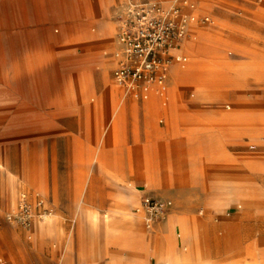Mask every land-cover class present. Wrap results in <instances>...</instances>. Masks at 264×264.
<instances>
[{
	"label": "rangeland",
	"instance_id": "rangeland-1",
	"mask_svg": "<svg viewBox=\"0 0 264 264\" xmlns=\"http://www.w3.org/2000/svg\"><path fill=\"white\" fill-rule=\"evenodd\" d=\"M15 1L17 13L21 9L20 0ZM94 1L96 28L91 29L92 34L101 28V11L97 0ZM129 2L144 1L115 0L114 5L123 7ZM195 3L197 16L210 17L209 22H198L197 25L215 26L209 28L205 40H198L207 42L210 47L201 50L196 42L195 47L191 46V52L195 54L190 55V59L186 56L189 61L193 60L191 63L198 60L206 66L172 68L190 71L187 79L183 71L170 76L164 125L170 128L175 121L179 129L187 128L188 124L182 120L181 114L193 113L189 105L200 95L206 97L209 112L230 111L235 116L234 121L241 122L238 127L249 126L252 137L245 135L243 141L225 144L223 148L229 159L204 161L202 175L206 179L212 176L253 179L249 182L252 190L239 197L209 193L207 204L223 209L216 210L209 218L206 217L208 210L201 205L189 208L188 220L172 209L166 223L171 215H177L189 230L195 229L197 242L189 234L174 231L173 240L170 239L167 247L161 250L157 239H150L156 234L154 230L144 227L142 218L133 209L137 205H129L126 198L134 195L139 204L141 195L149 193L168 198L173 206L181 202L163 192L165 189L174 190V185L165 182V152L160 143H156L154 150L150 151V122L147 137L142 142L138 137L137 114L120 115L121 105L117 97L123 98L125 94L108 77L114 66L109 67L104 81L105 85L111 84L109 92L114 98V113L109 116L94 113L86 117L80 106L83 103L94 104L99 95L82 98L78 94L71 97L69 93L74 92L78 85L73 74L80 67V60L92 48L70 43L68 38L58 41L46 39L47 35L61 36L69 25L82 19L81 3L75 4V12L69 16L55 18L44 13L26 20L18 14L13 15V11L11 13L0 2V264H108L111 261L118 264H154L159 253L167 255L162 259L164 257L163 260L170 264L172 256L183 253H190L192 262L200 260L204 264H212V256H219V261L215 258L213 264H227V261L247 264L258 254L264 259V240H258L260 236L264 239V232L255 228L251 241L244 242L242 222L232 216L233 211L226 216L224 210L232 202L245 209L249 205L255 206L262 190L253 188L261 185L259 181L264 182V170L252 171L245 167L246 162L264 160V142L261 140L264 138V119L260 133L256 129L260 126L257 118L251 120L238 115L258 111L264 113V0H197ZM111 25L112 30H109L114 33L113 21ZM10 31H34L36 37L31 38L26 33L23 38H9L7 33ZM107 44L103 41L96 47L103 52ZM29 53L31 56H28ZM91 65L89 82L93 83L100 76V66H94L93 62ZM242 84L247 97L239 99L234 93L243 91ZM53 97L57 99V108L51 103ZM75 101L80 102L77 108H74ZM130 101L135 103L132 99ZM240 102H244V106H238ZM146 103L154 106L149 116L153 117L155 125H160V101L152 95ZM228 103L230 108L225 109L224 105ZM94 107L97 111L101 110L99 103ZM94 107L90 106V109ZM193 130L211 134L214 128L200 126ZM249 145H254V148L250 149ZM202 152L204 147L197 141L190 154L194 174L195 164ZM179 154L182 161L186 159L183 145L179 147ZM154 158L160 181L156 175L151 173L150 176ZM261 168L264 169V166ZM12 185L16 192L14 197L11 196ZM182 185L185 187L188 184L184 182ZM220 185L227 189L230 183ZM231 185L240 186L244 191L249 189L241 183ZM23 198L35 215L42 212V207L36 205V199L42 198L43 208L47 209L42 219L34 216L29 226L5 217L9 212L16 211ZM263 215L251 216L249 220L251 223L261 220ZM50 217L53 219L51 222ZM127 217L137 219L136 227L148 239L145 247L125 240L130 230L125 223ZM49 222L53 225L52 230L38 233L37 224ZM211 222L220 225L216 230L218 247L216 237L211 239V232L206 228ZM162 229L157 231H165ZM177 240L182 243L179 242L176 247Z\"/></svg>",
	"mask_w": 264,
	"mask_h": 264
},
{
	"label": "crops",
	"instance_id": "crops-1",
	"mask_svg": "<svg viewBox=\"0 0 264 264\" xmlns=\"http://www.w3.org/2000/svg\"><path fill=\"white\" fill-rule=\"evenodd\" d=\"M80 1V2H79ZM120 1V0H117ZM133 1H146V0H133ZM161 1L164 6H167L170 2V0H158ZM193 3L197 0H191ZM0 2L3 3L4 6L8 7L11 10V13L13 11V15L18 14L21 17H24L26 20H32L33 18H37L41 14H47L51 17L55 18H62L64 16H69L75 12V4L81 3L80 5L82 8V16L80 21H76L74 24L69 25L67 28V31L64 32L61 36H51L47 35L46 39L49 41L59 40L61 38H68L70 40V43L73 44H80L82 46H90L91 51L84 54L82 59L80 60L79 64L80 67L76 69V74H73V78L77 79L78 87L81 95L79 97H85L87 95H95L98 94L99 100L95 102L94 104H85L83 103L80 107H82L84 115L87 117V114H105L106 116H109L113 111V104H114V98L111 96L109 99L104 97L103 93H107L111 90V84L105 85L104 83L97 82L95 85L93 92H88L85 90V84H89V70L92 66L91 63H94V66H100V74L106 75L110 66H114L112 70L110 71V75L108 73V77L110 78V81L114 83V85L120 87L122 89V92H124V97L121 98L117 97V100L120 102L119 104L122 105L123 111L122 115H131L133 112H135L139 119V132L138 137L140 141L145 142V138L147 137V132L149 130L148 124L150 122V151L154 150L155 144L160 143V146L163 148L165 152V162H164V170L163 174L166 177V183L170 185H174V190H164L163 192L166 194H170L173 198L177 200H181V202H178L174 206L171 205L166 213L157 221L153 223V225L150 228L144 227L147 230H151L156 233L154 237L150 236V239H157L158 246L163 250V248L167 247L169 240H173L174 234L172 233L171 229H167V215L170 214L173 211L177 215H181L184 218H187L188 216V210L189 208H192V206L201 205L205 207L208 210L207 218H209L216 210H223V209H217L207 204V196L209 193L220 195L224 194L225 196H234V191L221 188V185L219 184H233V183H241L244 185H247L249 189H246L245 191H242L239 193L242 195L245 192H249L252 190L251 185H249V182L251 179L246 180H234L231 178H221V177H210L208 179L204 178L202 175V167L204 165V161H210L214 162L217 160H228L229 155L226 153L223 146L230 142H236V141H243L245 135H251V129L249 126H240L238 127V124L234 121V119H231L234 117V115L230 112L229 115H233V117L230 118H223L224 115H226L225 112H209L207 110L208 104L206 100V97L200 95L192 102V105H189V108L191 111H194L193 113H184L181 114L182 120L186 121L188 124L187 128L179 129L175 121L172 122V126L170 128L166 127L165 124V117L167 115V102L169 100V79L170 76L173 74L174 67H180L185 68L188 63L190 62V55H191V43L192 40L190 39V30L192 24L188 27V34L187 36L182 40L180 46L177 48V50L174 52L176 55H181L186 58L184 62H173L170 66L167 77L165 79L164 88L160 89L156 85H152L151 88L148 91L146 98H134L132 95L128 94L125 89L115 83L112 77L113 69L116 66L117 63V57L120 53L117 51V44L119 43L117 41V30H118V21L116 19L117 13L121 12L123 7L125 6H117L114 5L115 0H97L98 7L101 11V15L99 16L100 22H101V28L100 30H97L92 34L91 29L96 28V22H95V15H96V8H95V1L94 0H64V1H58V0H45L44 2H41V0H20V7L19 12L15 10L16 3L15 0H0ZM44 7V8H43ZM196 13L197 8H196ZM208 16V15H206ZM209 17V16H208ZM210 19V17H209ZM114 22V33L109 30V22ZM198 24V23H196ZM57 32L58 30L55 29ZM26 33L31 38L36 37V32L30 31V32H24V31H10L7 34V37L9 38H23L25 37ZM103 41H107V48L106 51H100L96 46L98 43H101ZM188 44V45H187ZM97 48V49H96ZM121 48V47H120ZM57 52V51H56ZM55 53V52H53ZM58 53V52H57ZM31 53H29L28 56ZM56 54V53H55ZM190 54V55H189ZM189 56V59H187V56ZM38 56V55H37ZM53 58L55 56L53 55ZM107 68V69H106ZM183 71V70H182ZM87 77V78H86ZM237 86V85H236ZM240 86V85H239ZM243 91L241 94H237L236 92L234 95L238 97L239 99H244L247 97L245 85L242 84ZM103 88V89H102ZM84 91V92H83ZM99 92V93H98ZM92 93V94H91ZM68 94V93H67ZM70 95V93H69ZM152 95L155 96V100L157 98V101H160L161 106V114L162 116L159 118L158 122L160 125H155L154 119L152 116H149V112L154 111V106H150L146 102L150 99ZM190 97H193V94H189ZM68 96V95H67ZM72 97V96H71ZM101 98V99H100ZM135 101V103H131L130 100ZM183 99H187V97L183 96ZM91 100H94L92 98ZM52 104L57 108L55 104H57V99L53 97ZM155 102V101H154ZM153 102V103H154ZM75 103V104H74ZM74 108L79 106L78 101H75ZM96 103H99L101 106V110L97 111L94 107ZM90 106L94 107L91 111ZM228 107V108H227ZM225 109H229V104L224 105ZM57 110V109H55ZM169 113V112H168ZM242 117V116H241ZM162 124V125H161ZM200 126H211L214 128V130L209 133L204 132H195L193 129H198ZM193 130L194 132L190 133L189 130ZM203 129V128H201ZM134 137V133L132 134V138ZM264 142V138L261 139ZM200 142L204 147V152L201 153V157L199 161L195 164L196 172L193 173V166L190 161V154L193 146H195L196 142ZM183 145L184 151L186 153V159L182 161L180 154H179V147ZM250 149L254 148V145L248 146ZM221 152V154L219 153ZM204 158V160H203ZM156 158H154L152 167L150 168V176L151 173L153 176H157V180L160 181L158 178V172L156 169ZM256 166V167H255ZM264 166V160L258 159L246 162L245 167L247 170L252 171H263L261 167ZM264 176V174H263ZM194 178V181H193ZM187 183L185 187L182 185L183 183ZM261 185L259 187H254V190H262L260 193L261 197L258 201V203L255 206H250L249 208L245 209L243 206H240L239 204L232 202L230 203L228 208H224L226 210L225 214L226 216H229L231 211H233L232 216L235 218L240 219L241 223V229L244 232V242H250L252 238V232L255 228H257L261 233L264 232V215L262 216L261 220H256L254 222H250L251 216H259L260 213H264V182L259 181ZM155 185V184H154ZM144 184L142 183V190H143ZM183 186V187H182ZM230 194V195H229ZM144 196H149L157 199H163V200H169L168 198L159 197V196H153L149 193L142 194L139 198V203L141 198ZM232 205V206H231ZM136 207V206H135ZM133 207V209L135 208ZM199 214L202 213V211H198ZM222 214V213H221ZM141 217V216H140ZM143 221V220H142ZM207 225V222L204 221ZM36 230H38V233L42 234L44 231L48 232L52 230V224L48 223L47 228L44 227L45 224H37ZM193 225V224H192ZM220 225H217L215 223H209V226H206L208 230L211 232V239L216 237L217 246L219 244L218 236L216 235V230L218 229ZM225 227V225H223ZM164 228L165 231L161 232V241L158 229ZM247 231H249V234H247ZM131 242L136 244L138 247H145L146 242L148 241L147 236H134L132 238ZM179 239V237H178ZM258 240H264L262 236L258 238ZM151 242V241H150ZM179 240L176 242V247L179 244ZM182 243V242H181ZM170 244V243H169ZM172 244V243H171ZM163 247V248H162ZM175 247V248H176ZM215 247V248H216ZM174 248V250H175ZM174 252V251H173ZM170 255V254H169ZM161 256H167L165 254L159 253L158 260L154 264H162L163 259ZM219 261V256H212V260L210 262L213 264V262ZM259 262L264 264V259L261 258V255H257L256 259L251 261L249 260L247 264ZM227 264H231L232 261H227ZM108 264H118L117 262H109ZM200 264H204V261H201Z\"/></svg>",
	"mask_w": 264,
	"mask_h": 264
},
{
	"label": "built area",
	"instance_id": "built-area-1",
	"mask_svg": "<svg viewBox=\"0 0 264 264\" xmlns=\"http://www.w3.org/2000/svg\"><path fill=\"white\" fill-rule=\"evenodd\" d=\"M194 8L190 0H170L167 6L158 0L127 3L116 16L121 52L116 56L112 72L115 83L138 99L146 98L152 85L163 89L172 63L186 60L174 52L187 36L189 25L210 21L206 15L197 16ZM36 205L42 207V212L35 215L23 198L16 211L5 217L29 226L34 216L42 219L46 215L42 198L36 199ZM170 206V200L144 196L134 211L140 214L145 227L150 228Z\"/></svg>",
	"mask_w": 264,
	"mask_h": 264
},
{
	"label": "bare ground",
	"instance_id": "bare-ground-1",
	"mask_svg": "<svg viewBox=\"0 0 264 264\" xmlns=\"http://www.w3.org/2000/svg\"><path fill=\"white\" fill-rule=\"evenodd\" d=\"M194 7H196V3L194 2V4L193 3H191ZM202 6V5H201ZM195 9V8H194ZM204 9V8H203ZM217 24V23H216ZM219 24V23H218ZM112 25H111V22H109V28H111V30H112V27H111ZM211 26H215V24L213 25H210V26H199V25H197L196 23H194V24H192V26H191V30H190V39L192 40V43H191V46H194L195 44H196V42H197V45H198V47L199 48H201V50L202 49H204V48H207V46L208 47H210V45L206 42H200V41H198V40H200V39H202V40H205L206 39V36H207V34H208V30H209V28H211ZM188 45V44H187ZM196 45V46H197ZM120 48V46H118V44H117V48ZM195 47V46H194ZM197 49V48H196ZM205 51V50H204ZM121 52V48H120V50L118 51V53H120ZM193 54H195V53H193ZM192 54V52H191V55H193ZM190 55V54H189ZM202 55V54H201ZM195 56V55H194ZM197 56V55H196ZM197 58V57H196ZM205 58V57H204ZM203 58V59H204ZM200 60H202V59H200ZM190 61H193V60H190ZM187 66H190V68L192 67V66H206V63H203V62H200L199 63V61L197 60V61H195V62H189L188 63V65ZM186 66V67H187ZM215 67H217V66H215ZM107 69V68H106ZM201 69V68H200ZM249 69V68H248ZM178 71V72H177ZM179 71H181L180 69L178 70V69H173V72L172 73H175V74H179ZM187 71V72H186ZM188 71H190V69H188V70H183V72H185L186 73V79L187 78H189V72ZM219 71V70H218ZM223 71V70H222ZM182 72V71H181ZM182 72V73H183ZM87 78V77H86ZM107 79V77H106V75H101L100 74V76H99V78H98V80L96 81V82H93V83H89V84H85V90L87 91V93L88 92H93L94 91V88H95V85L97 84V82H101V83H104V81ZM233 78H230V80H232ZM109 80V79H108ZM79 88H81L80 86L78 87H76V90L73 92V91H71L70 92V96H72V94H73V96L74 95H76V94H79V95H81V93H80V90H79ZM103 89V88H102ZM84 92V91H83ZM122 93V92H121ZM237 94H241V92L240 91H238V93ZM103 95H104V97L106 96V98L107 99H109V97L111 96V94H110V92H105V93H103ZM118 96V95H117ZM112 97V96H111ZM101 99V98H100ZM52 103V102H51ZM210 103V102H209ZM229 104V103H228ZM232 104H233V102H232ZM235 104V103H234ZM244 104V102H240V104L238 105V106H244L243 105ZM120 105V104H119ZM113 107H114V104H113ZM228 108V107H227ZM239 108H243V107H237V109H239ZM91 110H92V108H91ZM122 110H123V107H122V105H121V107H120V115H122ZM240 111V110H239ZM124 112V111H123ZM226 113V115H224V117L223 118H230V117H233V115H229V113H230V111L228 112H225ZM239 116H242L243 118H249V119H251V120H255V118H257L256 120H257V122H259V127L258 128H256V129H258L259 130V132L260 133H262L260 130L262 129V127H261V125H262V120L264 119V113H262V112H250V114H238ZM236 116H237V114H236ZM238 116V117H239ZM235 117V116H234ZM113 119V118H112ZM115 119V118H114ZM234 119V118H233ZM239 120V119H238ZM259 120V121H258ZM114 122V121H113ZM108 127V126H107ZM115 131H116V128H115ZM258 132V133H259ZM117 142V141H116ZM256 167V166H255ZM246 180V179H245ZM253 180V179H252ZM251 180V181H252ZM12 181V183H14V181L13 180H11ZM18 185V184H17ZM12 188H11V196H15L16 195V192H15V187H14V185H12L11 186ZM18 188V187H17ZM227 189H229V190H232V191H234V196L235 197H239L240 196V194L239 193H241L242 191H244V189L242 188V187H240V186H233V185H228L227 186ZM230 195V194H229ZM244 195V194H243ZM127 199H128V203H129V205H132V204H136L137 206L139 205L138 204V202H137V199H136V196H134V195H131V196H127L126 197ZM254 206V205H253ZM130 212V211H129ZM138 215V214H137ZM140 215V214H139ZM49 219V218H48ZM53 219L50 217V219H49V221L51 222ZM49 222V223H50ZM53 223V222H52ZM108 223H111L110 221L108 222ZM126 225L130 228V230H128L129 231V234H128V238H125V240H133L132 238L134 237V236H142L143 237V235H145V234H143V231L141 230V229H138L136 226H137V219L135 218V217H127V219H126ZM191 224V223H190ZM167 229H171L172 230V233L174 232V231H180V232H183V233H185V234H189L196 242H197V236L198 235H196V233H195V229L194 228H192L193 230H189L188 229V227L186 226V224L182 221V219L180 218V217H178L177 215H171V217L168 219V221H167ZM47 226H48V223H45V225H44V227L45 228H47ZM107 227L109 226V225H106ZM53 227V226H52ZM191 226H189V228H190ZM164 229V228H163ZM162 229V230H163ZM160 231V230H159ZM45 232V231H44ZM159 233V236L158 237H160L161 235V232H158ZM192 241V240H191ZM194 241V242H195ZM184 243V242H183ZM186 252V251H185ZM176 253V252H175ZM161 258H162V256H161ZM163 259H164V257H163ZM197 259V258H196ZM169 261L171 262V264H196L195 262L197 261V264L198 263H200L201 261L200 260H196V261H191V259H190V253H183V254H176V255H174V256H172V258H170L169 259ZM162 264H170L169 262H167V261H164Z\"/></svg>",
	"mask_w": 264,
	"mask_h": 264
}]
</instances>
